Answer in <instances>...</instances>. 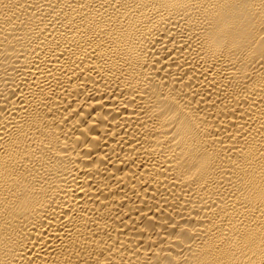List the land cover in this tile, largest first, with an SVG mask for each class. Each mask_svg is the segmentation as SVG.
Returning <instances> with one entry per match:
<instances>
[{
    "label": "bare ground",
    "instance_id": "1",
    "mask_svg": "<svg viewBox=\"0 0 264 264\" xmlns=\"http://www.w3.org/2000/svg\"><path fill=\"white\" fill-rule=\"evenodd\" d=\"M0 264H264V0H0Z\"/></svg>",
    "mask_w": 264,
    "mask_h": 264
}]
</instances>
